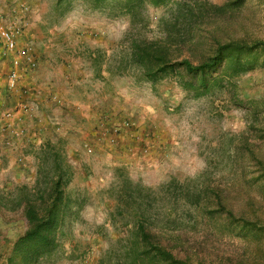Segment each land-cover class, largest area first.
Listing matches in <instances>:
<instances>
[{
  "label": "rangeland",
  "instance_id": "374dc122",
  "mask_svg": "<svg viewBox=\"0 0 264 264\" xmlns=\"http://www.w3.org/2000/svg\"><path fill=\"white\" fill-rule=\"evenodd\" d=\"M18 1L38 23L37 54H69L57 59L79 84L113 96L89 125L49 107L50 139L2 164L0 264H143L132 254L141 225L195 263L264 264V238L226 218H264V0ZM107 116L134 121L145 142L132 154L98 141Z\"/></svg>",
  "mask_w": 264,
  "mask_h": 264
},
{
  "label": "built area",
  "instance_id": "2783aa9c",
  "mask_svg": "<svg viewBox=\"0 0 264 264\" xmlns=\"http://www.w3.org/2000/svg\"><path fill=\"white\" fill-rule=\"evenodd\" d=\"M0 9V49L4 56L11 55V60L4 64L6 70L1 76L4 77L5 86L14 100L13 106L0 114V120L5 121V129L11 128L21 139H27L31 132L29 128L34 127L37 119L45 116L49 124L52 120V117L43 111L44 103L41 98L43 91L32 80L31 75L39 69L41 62L34 50V40L30 33L28 13L31 6L28 2L6 0ZM51 96L54 100L58 98L56 94ZM102 120L103 122L99 123L98 141L107 142L106 144L120 148L121 152L126 153L138 150L140 140L145 142L138 134L134 121L119 122L108 116ZM82 145L88 154L94 153L95 148L91 141L84 140Z\"/></svg>",
  "mask_w": 264,
  "mask_h": 264
},
{
  "label": "crops",
  "instance_id": "0c3cea01",
  "mask_svg": "<svg viewBox=\"0 0 264 264\" xmlns=\"http://www.w3.org/2000/svg\"><path fill=\"white\" fill-rule=\"evenodd\" d=\"M5 1L0 0V8L4 5ZM30 23V29L32 30L33 27L34 30H37L38 23L33 18H30ZM40 50H38V56L41 58V64L39 69L31 75L32 80L38 83V85L40 84L39 86L43 91L41 95L42 102L44 103L43 111L47 114L49 107L59 105L62 110L61 112L56 110L55 115L61 113L66 118L76 116L82 123L85 122L86 125H89L92 118H94L93 116H95L96 109L101 106H109L111 96L113 95L108 93V89L104 86L94 88L82 83L79 84L82 78L73 69V65L71 63L65 64V61L57 59L58 57H65L64 55L69 54H60L52 46L48 48L42 47ZM10 60L11 55L4 56L0 49V70H2V72L0 71V114L13 106V97H11L10 92L5 86L4 77L1 76V73L3 74L4 70H6V65L4 64ZM118 91L120 90L117 89ZM52 94H56L58 98L54 100L51 96ZM125 108L127 111L131 110L130 113L133 116L138 117V113L136 114L134 112L135 109H138V105L133 103L130 107ZM47 116L50 115L48 114ZM5 126V121L0 120V168H2V164L7 165V161L10 163V166H13L16 154L19 155L23 152H29L33 146L36 147V145L47 142L51 135H53L51 129L55 128V126L53 127L47 122V117L44 116L41 119H37L34 124V129L29 134V139L23 142V139L13 129H5ZM5 140H7L6 143H4ZM25 145H27L26 148ZM32 158V153H29L21 162H26V159L27 161H31ZM28 167H31L30 164H28Z\"/></svg>",
  "mask_w": 264,
  "mask_h": 264
},
{
  "label": "trees",
  "instance_id": "16d2710c",
  "mask_svg": "<svg viewBox=\"0 0 264 264\" xmlns=\"http://www.w3.org/2000/svg\"><path fill=\"white\" fill-rule=\"evenodd\" d=\"M152 3L156 5H160L165 3L167 0H151ZM186 2V0H183ZM195 4L199 2V0H193ZM259 44L263 45L264 42H259ZM236 49L237 51L243 50L245 48V45L241 42L237 44H226L223 47V52L216 56H209L205 60V62L202 64L205 66V68L214 67L218 64L223 63L224 59H227L231 57L233 52H229L230 49ZM184 63L185 65L191 64V60L184 59L180 62V60H174L171 65ZM164 66L167 65V62L163 64ZM163 66V67H164ZM197 70H200V68H197ZM196 70V71H197ZM202 75L205 77L207 74L202 72ZM254 156L255 153L253 152ZM220 207H225L222 203V201H219ZM260 206V205H257ZM226 218L229 220V224L231 223V226L233 227V232L236 231V233H245L244 235L246 238L249 239H255L263 241L264 238V218L261 216H235L232 211L226 212ZM52 224V222H49ZM52 226H49L48 229H50ZM52 229V228H51ZM50 229V230H51ZM38 235L37 232L30 235L29 237L31 239H34ZM50 240L49 235L43 234L40 236V238L37 239V241H41V246L45 247L48 244V241ZM138 241V244H137ZM137 241L135 240L134 248L132 249V254L135 255L139 261H142L143 264H202L198 261L193 260L191 257H185L181 258L178 256L177 253L172 252L167 247L161 244L159 240H155L153 235L145 228L143 225H141L138 228V234H137ZM37 243V242H35ZM38 244V243H37ZM37 244H35L37 246ZM36 251H39V248L35 249ZM31 258H34V253L31 252Z\"/></svg>",
  "mask_w": 264,
  "mask_h": 264
}]
</instances>
